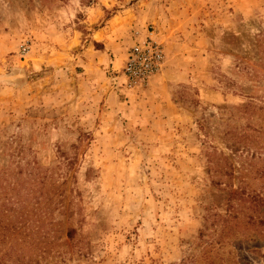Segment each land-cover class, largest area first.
<instances>
[{"label":"rangeland","instance_id":"obj_1","mask_svg":"<svg viewBox=\"0 0 264 264\" xmlns=\"http://www.w3.org/2000/svg\"><path fill=\"white\" fill-rule=\"evenodd\" d=\"M0 264H264V0H0Z\"/></svg>","mask_w":264,"mask_h":264},{"label":"built area","instance_id":"obj_2","mask_svg":"<svg viewBox=\"0 0 264 264\" xmlns=\"http://www.w3.org/2000/svg\"><path fill=\"white\" fill-rule=\"evenodd\" d=\"M147 31L143 38L134 42L126 51L120 67L125 87L144 85L162 67L164 49L160 42Z\"/></svg>","mask_w":264,"mask_h":264},{"label":"crops","instance_id":"obj_3","mask_svg":"<svg viewBox=\"0 0 264 264\" xmlns=\"http://www.w3.org/2000/svg\"><path fill=\"white\" fill-rule=\"evenodd\" d=\"M90 43L92 44V45H94L95 43H98V41H96V40H90ZM94 47V46H93ZM96 51V50H95ZM98 51V50H97Z\"/></svg>","mask_w":264,"mask_h":264}]
</instances>
